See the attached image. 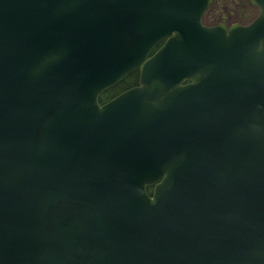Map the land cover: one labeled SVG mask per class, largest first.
I'll return each mask as SVG.
<instances>
[{
	"label": "water",
	"instance_id": "95a60500",
	"mask_svg": "<svg viewBox=\"0 0 264 264\" xmlns=\"http://www.w3.org/2000/svg\"><path fill=\"white\" fill-rule=\"evenodd\" d=\"M213 1L0 0V264H264V0Z\"/></svg>",
	"mask_w": 264,
	"mask_h": 264
},
{
	"label": "rangeland",
	"instance_id": "374dc122",
	"mask_svg": "<svg viewBox=\"0 0 264 264\" xmlns=\"http://www.w3.org/2000/svg\"><path fill=\"white\" fill-rule=\"evenodd\" d=\"M250 0H214V3L204 19L205 24L209 26L217 25L218 23H225L231 26L235 23L249 24L259 14L255 10V16L248 18V13L253 12L254 8H250Z\"/></svg>",
	"mask_w": 264,
	"mask_h": 264
},
{
	"label": "trees",
	"instance_id": "16d2710c",
	"mask_svg": "<svg viewBox=\"0 0 264 264\" xmlns=\"http://www.w3.org/2000/svg\"><path fill=\"white\" fill-rule=\"evenodd\" d=\"M252 7L253 6L250 5V8H252ZM255 10L259 11L258 8H254V11L253 12H249L247 17L250 18V19L253 18L255 16V13H256ZM139 79H140V72L139 71H135V72L129 74L120 83H118L116 86H114L111 89H109L108 91H106L101 96L100 102L102 104H104V103L108 102L109 100L115 98L116 96H118L122 92L137 86L139 84ZM152 191H153V188L150 189V192H152Z\"/></svg>",
	"mask_w": 264,
	"mask_h": 264
}]
</instances>
